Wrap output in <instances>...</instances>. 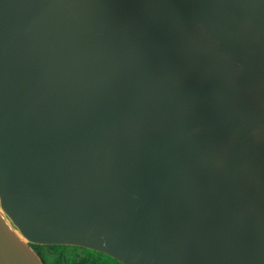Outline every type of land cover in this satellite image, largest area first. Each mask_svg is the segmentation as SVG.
<instances>
[{
    "label": "water",
    "instance_id": "water-1",
    "mask_svg": "<svg viewBox=\"0 0 264 264\" xmlns=\"http://www.w3.org/2000/svg\"><path fill=\"white\" fill-rule=\"evenodd\" d=\"M264 264V0H0V264Z\"/></svg>",
    "mask_w": 264,
    "mask_h": 264
},
{
    "label": "trees",
    "instance_id": "trees-1",
    "mask_svg": "<svg viewBox=\"0 0 264 264\" xmlns=\"http://www.w3.org/2000/svg\"><path fill=\"white\" fill-rule=\"evenodd\" d=\"M42 264H120L110 257L74 246L31 245Z\"/></svg>",
    "mask_w": 264,
    "mask_h": 264
}]
</instances>
